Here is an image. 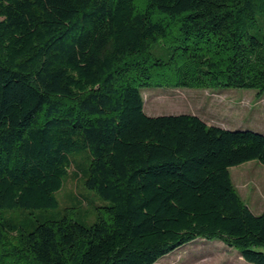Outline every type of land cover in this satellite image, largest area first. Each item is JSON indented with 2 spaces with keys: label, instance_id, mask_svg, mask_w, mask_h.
Segmentation results:
<instances>
[{
  "label": "trees",
  "instance_id": "16d2710c",
  "mask_svg": "<svg viewBox=\"0 0 264 264\" xmlns=\"http://www.w3.org/2000/svg\"><path fill=\"white\" fill-rule=\"evenodd\" d=\"M222 88L264 95V0H0V264H155L197 239L264 264L230 173L264 166V134L145 112L144 90ZM82 156L96 222L30 219Z\"/></svg>",
  "mask_w": 264,
  "mask_h": 264
},
{
  "label": "rangeland",
  "instance_id": "374dc122",
  "mask_svg": "<svg viewBox=\"0 0 264 264\" xmlns=\"http://www.w3.org/2000/svg\"><path fill=\"white\" fill-rule=\"evenodd\" d=\"M145 112L149 116L191 114L209 126L227 130H251L264 134V95L255 90L222 88L205 89H148L143 91ZM70 176L57 193L59 207L40 216H30L41 221L59 219L65 214L84 225L97 220V208L107 206L84 183L87 156L77 157ZM233 184L241 199L255 214L264 212V166L251 161L230 169ZM70 209V213L67 211ZM17 223L23 214H11ZM36 217V218H35ZM239 251L220 241L197 239L165 255L155 264H250Z\"/></svg>",
  "mask_w": 264,
  "mask_h": 264
}]
</instances>
